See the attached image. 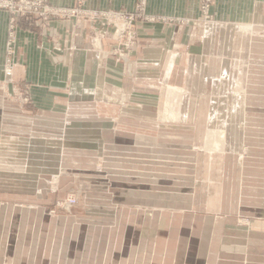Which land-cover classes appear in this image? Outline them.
<instances>
[{
    "label": "rangeland",
    "instance_id": "374dc122",
    "mask_svg": "<svg viewBox=\"0 0 264 264\" xmlns=\"http://www.w3.org/2000/svg\"><path fill=\"white\" fill-rule=\"evenodd\" d=\"M247 79L234 85L240 97L220 101L230 113L213 123L209 98L171 87L166 109L202 114L165 110L152 131L124 126L108 135L111 146L41 180L0 172V264H116L121 247L123 264H174L178 253L185 264H264V188L255 182L264 177V130L251 132L249 145L246 129L264 115H246ZM243 233L250 260L237 249Z\"/></svg>",
    "mask_w": 264,
    "mask_h": 264
},
{
    "label": "crops",
    "instance_id": "0c3cea01",
    "mask_svg": "<svg viewBox=\"0 0 264 264\" xmlns=\"http://www.w3.org/2000/svg\"><path fill=\"white\" fill-rule=\"evenodd\" d=\"M47 1L70 8L80 0ZM202 1L147 0V15L156 21L137 23L136 45L124 62L114 55V29L104 19L20 18L11 39V15L0 11V172L41 180L73 165L81 152L111 146L108 135L124 126L152 131L155 117L170 111L163 105L171 87L184 98H209L213 123L230 113L228 107L220 111L219 103L240 97L234 85L244 84L246 76V115H264V108H251L264 100V0H213L209 14L202 12ZM83 4L90 11L131 13L137 0ZM190 108L170 112L202 114ZM261 128L264 124L246 127L249 145L250 133ZM207 131L211 142L217 129ZM258 137L264 140L262 133ZM255 178L264 188V177ZM242 235L245 244L237 249L250 260L252 241L249 233ZM115 251L116 264H123L122 247ZM180 257L176 254L174 264H185Z\"/></svg>",
    "mask_w": 264,
    "mask_h": 264
},
{
    "label": "built area",
    "instance_id": "2783aa9c",
    "mask_svg": "<svg viewBox=\"0 0 264 264\" xmlns=\"http://www.w3.org/2000/svg\"><path fill=\"white\" fill-rule=\"evenodd\" d=\"M213 0L202 1V12L210 11ZM147 0H137L136 9L125 11H90L84 7L83 0L70 8L56 7L47 0H0V11L11 15V36L13 39L15 23L20 18L29 21L37 20L39 23H51L58 19H104L113 26V39L116 41L114 55L118 61H126L129 53L136 45L138 39L137 23L139 21L155 22L156 18L148 16L146 12ZM209 16V15H208Z\"/></svg>",
    "mask_w": 264,
    "mask_h": 264
},
{
    "label": "bare ground",
    "instance_id": "6f19581e",
    "mask_svg": "<svg viewBox=\"0 0 264 264\" xmlns=\"http://www.w3.org/2000/svg\"><path fill=\"white\" fill-rule=\"evenodd\" d=\"M168 107V106H167ZM168 114H171L170 112L168 113ZM165 119H166V117H165ZM174 119V118H173ZM223 135V134H222Z\"/></svg>",
    "mask_w": 264,
    "mask_h": 264
}]
</instances>
